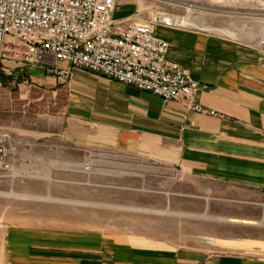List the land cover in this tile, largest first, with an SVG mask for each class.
<instances>
[{"label": "rangeland", "instance_id": "obj_1", "mask_svg": "<svg viewBox=\"0 0 264 264\" xmlns=\"http://www.w3.org/2000/svg\"><path fill=\"white\" fill-rule=\"evenodd\" d=\"M250 5L241 0H118L115 17L193 16L208 24L193 29L264 47V35L249 42L235 30L264 22V9ZM32 84L31 79L22 88L0 86V131L19 159L15 176L0 173V264L16 261L9 257V231L19 226L99 233L170 251L215 253L243 243L264 245L262 187L194 175L159 156L61 140L52 132L62 125L50 122L43 92L26 89ZM24 91L32 100H11L10 94ZM85 162L91 171L83 170Z\"/></svg>", "mask_w": 264, "mask_h": 264}, {"label": "crops", "instance_id": "obj_2", "mask_svg": "<svg viewBox=\"0 0 264 264\" xmlns=\"http://www.w3.org/2000/svg\"><path fill=\"white\" fill-rule=\"evenodd\" d=\"M156 31L168 42V57L208 85L196 100L216 115L65 62L62 74L30 66L33 84L26 89L43 92L50 122L62 125L52 133L77 145L163 157L194 175L264 190V47L189 27ZM29 93L10 94L11 100L30 101ZM9 237L14 264H264L258 243L228 252L170 251L99 233L21 226Z\"/></svg>", "mask_w": 264, "mask_h": 264}, {"label": "built area", "instance_id": "obj_3", "mask_svg": "<svg viewBox=\"0 0 264 264\" xmlns=\"http://www.w3.org/2000/svg\"><path fill=\"white\" fill-rule=\"evenodd\" d=\"M142 1V0H141ZM161 1V0H143ZM118 0H0L1 77L15 89L28 85L26 70L37 66L62 74L61 62L122 84L152 92L185 108L216 115L196 100L207 84L168 57V42L157 26L179 28L165 13L149 21L115 17ZM0 131V173L15 176L19 159ZM83 170H92L90 162Z\"/></svg>", "mask_w": 264, "mask_h": 264}, {"label": "bare ground", "instance_id": "obj_4", "mask_svg": "<svg viewBox=\"0 0 264 264\" xmlns=\"http://www.w3.org/2000/svg\"><path fill=\"white\" fill-rule=\"evenodd\" d=\"M214 1V0H212ZM243 4L245 5H250L253 4L255 8L262 10L264 9V0H241ZM240 2V0H239ZM233 5V4H232ZM251 6V5H250ZM177 24L186 26V27H192V28H197V29H206L208 27V24L205 22H202V18H196V17H169ZM256 26H253L251 29H246L248 28L247 26H242L238 30V34L243 38L247 39L249 42H257L259 38L264 35V22L260 23H255Z\"/></svg>", "mask_w": 264, "mask_h": 264}]
</instances>
